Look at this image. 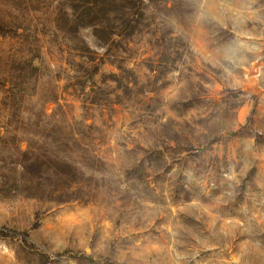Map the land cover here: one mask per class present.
Returning a JSON list of instances; mask_svg holds the SVG:
<instances>
[{
    "label": "rangeland",
    "instance_id": "rangeland-1",
    "mask_svg": "<svg viewBox=\"0 0 264 264\" xmlns=\"http://www.w3.org/2000/svg\"><path fill=\"white\" fill-rule=\"evenodd\" d=\"M0 264H264V0H0Z\"/></svg>",
    "mask_w": 264,
    "mask_h": 264
},
{
    "label": "trees",
    "instance_id": "trees-1",
    "mask_svg": "<svg viewBox=\"0 0 264 264\" xmlns=\"http://www.w3.org/2000/svg\"><path fill=\"white\" fill-rule=\"evenodd\" d=\"M111 1H114V0H111Z\"/></svg>",
    "mask_w": 264,
    "mask_h": 264
}]
</instances>
